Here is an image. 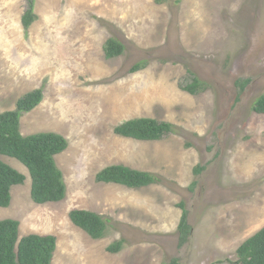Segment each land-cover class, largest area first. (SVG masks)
Masks as SVG:
<instances>
[{
    "label": "rangeland",
    "instance_id": "obj_1",
    "mask_svg": "<svg viewBox=\"0 0 264 264\" xmlns=\"http://www.w3.org/2000/svg\"><path fill=\"white\" fill-rule=\"evenodd\" d=\"M0 0V112L42 87L41 103L20 118V132H55L67 148L55 156L66 184L60 202L37 204L25 175L11 188L0 220L19 221V237L52 234V264H231L238 246L264 226V0ZM114 38L124 52L107 59ZM146 61V67L130 72ZM191 74L207 88L189 94ZM249 83L238 95V82ZM137 117L169 122L157 141L116 135ZM111 164L150 172L138 189L97 182ZM205 166L196 175L194 169ZM192 182L196 184L192 187ZM192 232L177 248L179 204ZM73 209L100 214L105 235L92 239L69 219ZM122 239L117 253L106 247Z\"/></svg>",
    "mask_w": 264,
    "mask_h": 264
},
{
    "label": "trees",
    "instance_id": "obj_2",
    "mask_svg": "<svg viewBox=\"0 0 264 264\" xmlns=\"http://www.w3.org/2000/svg\"><path fill=\"white\" fill-rule=\"evenodd\" d=\"M35 0H26V8L21 17L24 30H28L36 20ZM107 59L120 56L124 45L114 38L107 39L103 46ZM146 67V61L134 64L130 72L134 73ZM248 79L238 82V95ZM207 83L191 74L179 87L189 94H197L207 88ZM43 99V88L39 87L20 96L12 110L0 112V155L18 160L24 165L31 179L30 197L37 204L60 202L66 196V184L58 168L55 156L62 153L68 145L66 138L55 132H38L22 135L20 118L23 114L37 107ZM251 111L264 115V94L255 98ZM116 135L140 141H157L165 135L175 132L169 122L152 118L137 117L125 120L113 128ZM205 166L194 169L196 175ZM95 180L103 183L122 185L130 189L147 187L157 182V177L150 172L137 170L123 164H111L95 174ZM25 175L0 159V207H8L11 200V188L22 185ZM196 182H192L193 187ZM181 215L177 224V248L188 242L192 227L188 221V210L183 202L179 204ZM70 221L83 230L92 239L102 238L107 229L105 219L98 213L86 209H73L68 214ZM123 240L119 239L106 247L109 253L122 249ZM56 249V237L52 234H27L19 237V221L0 220V264H52ZM236 259L231 264H264V226L244 240L236 249ZM161 264H182L176 257Z\"/></svg>",
    "mask_w": 264,
    "mask_h": 264
}]
</instances>
